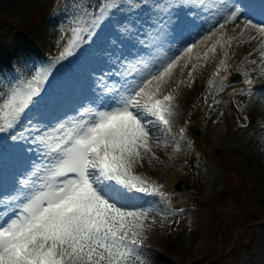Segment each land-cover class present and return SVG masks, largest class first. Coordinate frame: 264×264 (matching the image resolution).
<instances>
[{
  "label": "snow or ice",
  "instance_id": "snow-or-ice-1",
  "mask_svg": "<svg viewBox=\"0 0 264 264\" xmlns=\"http://www.w3.org/2000/svg\"><path fill=\"white\" fill-rule=\"evenodd\" d=\"M254 4L174 0L162 9L160 39L152 43L119 0L80 6L67 19L61 39L68 31L72 38L58 55L3 78L0 136L28 144L34 157H20L15 171L0 174V264H146V233L156 220L149 223L154 207L142 201L168 203L169 194L137 169L159 160L156 132L161 125L172 131L180 87L195 84L198 70L222 57L204 96H213L215 110L222 103L215 96L232 87L233 46L247 44L253 51L238 65L247 89L231 95L264 99L255 87L264 79V0ZM139 7L150 8L143 0ZM107 44L116 47L108 51ZM101 53L115 63L97 78ZM174 143L180 151V140Z\"/></svg>",
  "mask_w": 264,
  "mask_h": 264
},
{
  "label": "rangeland",
  "instance_id": "rangeland-1",
  "mask_svg": "<svg viewBox=\"0 0 264 264\" xmlns=\"http://www.w3.org/2000/svg\"><path fill=\"white\" fill-rule=\"evenodd\" d=\"M57 1L59 0H0V29H4V33L0 32V43L13 42L10 37L13 35V28H10V24H13L26 32L33 39V44L44 53L40 58L43 62L38 64V59H34L28 49L22 45L21 38L18 42H14L15 46L11 54H16L14 59L17 73H23L25 67L46 63L51 57L58 55L71 40L70 31L63 36V39H61V33L67 27L69 15L77 11L80 6H84L85 2L64 0V6L62 3L57 6ZM119 2L126 5L125 12L129 19L137 22V26L148 33L149 43L160 39L156 36V32L159 21L164 18L162 9L174 0H143V3L149 5L150 8H140V0H119ZM135 8H139V11L129 10ZM180 11L183 15L187 10ZM198 23L205 22L198 20ZM105 47L108 51H112L116 46L107 44ZM251 51H253V46L247 44H240L239 47L233 46V58L229 61L231 65L229 79L233 82L232 87L215 96L216 99L222 101L215 110L212 107L213 96L212 104L206 107L207 116L202 120L199 128L201 132L205 130L206 133L199 138L203 139L204 135L210 132L209 138L206 139L209 146L203 145L201 151L199 150L200 165L197 169L199 173L195 174L201 178L200 183L196 179V183L200 185H194L195 191L188 187L182 192L183 194L176 195L177 204L180 202V205L185 206L183 214L168 215L169 211H180L172 209L168 197V203L158 199L149 201L150 198L142 201L145 207H154L149 223L152 219L156 220V224L146 233L148 239L145 244H151L158 250L160 246L166 251L164 256L160 250L163 257H157V259L154 254L145 253L146 264H177L171 260H180V264H187L192 260H204L203 258L207 255L208 259L205 261H208L211 256V262L214 264H228V259L230 260L231 257H233V262L229 264H264V201L261 200L262 196L264 198V182L255 178L258 173L264 171V128L256 135L255 132L249 130V123L252 120L253 122L258 119L264 121V102L259 98L250 102L247 96L231 95L233 88L245 91L247 89V85L241 82V76L236 80H233L232 76L234 70L240 71L239 62L248 57ZM100 55L101 59L95 64L96 71L93 73L97 78L101 75V70L108 72L110 64L115 63V58L109 59L107 53ZM220 58L222 57H217L216 61H210L206 67L198 70L196 77L201 82L197 84L195 90L180 87L179 91L184 93L179 100L181 105L177 109L188 110L190 101L194 102L195 99L199 101L201 88L206 80L211 79ZM105 60H109V63H105ZM1 65L3 68L0 69V91H5L2 81L4 77L11 76V73L6 69L3 58L1 60L0 57ZM112 71L114 72L115 69L113 68ZM256 82L264 83V79ZM105 83L111 86L112 81L106 76ZM237 101L244 106L243 110H237ZM221 112L223 116L220 115ZM244 116H247L248 120H244ZM242 124H246L247 127H240ZM248 137L252 143L249 151L247 148L250 146L243 142ZM164 142L161 141V145L164 146ZM166 142L168 145L166 151L153 145V150L162 155L158 161L149 164L146 160L138 169L144 171L141 175L151 183L152 177L157 176L158 178L154 177V181L170 182L174 185L177 180L173 178V170L184 166L185 153L193 148L189 143L181 141L180 151H176L175 145L170 144L168 140ZM28 149L29 145L23 141H17L15 144L10 142L9 145L7 143L2 149L4 154L0 158V174L5 170L15 171L20 157H34V153ZM248 156H251L249 161ZM249 162H254L253 166H248ZM228 171H231L232 175H229ZM196 192L200 194L201 201L205 202V206L199 209V213H196L189 205ZM210 209H214L217 217L216 224L211 225L210 223L208 216ZM243 223L248 226L237 229ZM169 228L174 230V234L168 239ZM167 255H170L168 262Z\"/></svg>",
  "mask_w": 264,
  "mask_h": 264
},
{
  "label": "bare ground",
  "instance_id": "bare-ground-1",
  "mask_svg": "<svg viewBox=\"0 0 264 264\" xmlns=\"http://www.w3.org/2000/svg\"><path fill=\"white\" fill-rule=\"evenodd\" d=\"M60 1H61V3H62V6H64V5H65V1H64V0H60ZM63 4H64V5H63ZM26 45H27V44H26ZM27 49H28V47H27ZM15 55H16V54L12 55V60H13L14 66H15V68H16L17 66H16V64H15V59H14ZM1 60H2V59H1ZM4 62H5V61H4ZM5 63H6V62H5ZM5 67H6V69H7L8 71H10V69H9V67H8L7 64H5ZM1 68H3V65L0 66V69H1ZM261 100H262V102H264V99H261ZM261 128H264V121H261V120L258 119V121L254 122V126L252 127V129H261ZM250 131H251V130H250ZM259 133H260V132H259ZM248 138H249V137H248ZM248 146H250V147L247 148V151H249V150L251 149L252 144H248ZM250 157H251V156H248V161H249ZM248 161H247V162H248ZM253 163H254V162H249V163H248V166H249V165L253 166ZM246 168H247V167H246ZM250 173H252V172H250ZM255 178H256L258 181H260V182H264V171H262V173H261V172L258 173V174L255 176ZM260 197H261V196H260ZM261 200L264 201L263 196L261 197Z\"/></svg>",
  "mask_w": 264,
  "mask_h": 264
},
{
  "label": "trees",
  "instance_id": "trees-1",
  "mask_svg": "<svg viewBox=\"0 0 264 264\" xmlns=\"http://www.w3.org/2000/svg\"><path fill=\"white\" fill-rule=\"evenodd\" d=\"M0 32L1 33H4V29H0ZM176 176L177 175H179V174H175ZM210 215H211V219H212V222L214 223V224H216L217 223V217L215 216L216 214L214 213V211L213 210H210ZM208 259V258H207ZM206 259V260H207ZM211 256H210V259L208 260V261H205V260H203V261H199V262H197V263H195V264H214V263H212L211 262ZM205 261V262H204Z\"/></svg>",
  "mask_w": 264,
  "mask_h": 264
},
{
  "label": "water",
  "instance_id": "water-1",
  "mask_svg": "<svg viewBox=\"0 0 264 264\" xmlns=\"http://www.w3.org/2000/svg\"><path fill=\"white\" fill-rule=\"evenodd\" d=\"M188 184H186V186H187ZM179 188H181V186L179 187Z\"/></svg>",
  "mask_w": 264,
  "mask_h": 264
}]
</instances>
